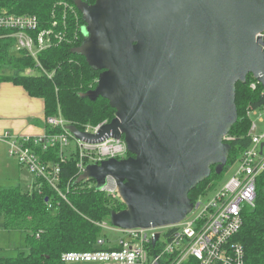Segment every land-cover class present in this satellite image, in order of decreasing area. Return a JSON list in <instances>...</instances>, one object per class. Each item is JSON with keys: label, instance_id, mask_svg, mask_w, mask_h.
<instances>
[{"label": "water", "instance_id": "95a60500", "mask_svg": "<svg viewBox=\"0 0 264 264\" xmlns=\"http://www.w3.org/2000/svg\"><path fill=\"white\" fill-rule=\"evenodd\" d=\"M85 21L77 49L101 71L94 90L115 111L98 135L123 138L130 157L88 166L77 183L116 179L125 209L117 228L177 224L189 193L228 162L223 143L237 122L236 84L264 87V0H75Z\"/></svg>", "mask_w": 264, "mask_h": 264}, {"label": "trees", "instance_id": "16d2710c", "mask_svg": "<svg viewBox=\"0 0 264 264\" xmlns=\"http://www.w3.org/2000/svg\"><path fill=\"white\" fill-rule=\"evenodd\" d=\"M82 1L90 5L95 2ZM59 6L74 11L79 25L75 21L77 18L66 14L65 42L38 55L41 67L51 76L23 75L34 67V61L25 54L12 53L13 39L0 38V65L10 67L12 72L9 76L0 75V83L8 81L22 87L28 96L43 100L45 117L60 114L77 129L86 125H97L105 120L110 122L115 111L110 108L108 101L101 97L90 99L84 96L95 89L101 71L91 67L77 53V49L86 40V35L83 34L86 24L75 6V0H0V11L14 15H35L41 28H50L51 13L56 9L59 22L57 31H61L63 15L58 13ZM252 81L253 78L249 75L245 84H236L235 104L238 118L229 132L236 140L227 143L228 165L239 157L241 150L247 145V106L260 103L258 93L249 89ZM45 130L46 134L59 132L58 129L53 131L48 127ZM37 151L40 156L45 155L40 150ZM46 154L48 158L56 161L55 150L51 149ZM130 156L128 153L127 157ZM75 158L72 154L60 170L59 186L66 201L39 180H34V187L27 191L18 187L0 188V228L26 231L25 243L28 246L27 254L0 258V264H62V253L92 252L97 250L96 241L106 238L102 234L103 229L96 223L110 222V215L124 210L125 206L119 200L96 191L95 187L87 188L88 182L77 183ZM222 174L223 172L219 175L215 173L212 167L209 178L189 193L191 202L194 203L204 196L210 184L212 188L215 187V182L220 180ZM90 182L94 183V180ZM242 217L243 225L237 241L244 247V264H264V190L257 191L254 208L246 209Z\"/></svg>", "mask_w": 264, "mask_h": 264}, {"label": "built area", "instance_id": "2783aa9c", "mask_svg": "<svg viewBox=\"0 0 264 264\" xmlns=\"http://www.w3.org/2000/svg\"><path fill=\"white\" fill-rule=\"evenodd\" d=\"M65 18V17H63ZM61 31H57L59 22L52 16L50 28H41L34 15H14L0 11V38L14 40L13 51L30 57L35 65L23 75L39 76L48 74L40 65L38 55L56 47L66 40L67 22L62 19ZM4 33V34H2ZM6 33V34H5ZM256 38L264 42V31ZM264 50V45L262 46ZM37 72L35 75L34 73ZM253 78V77H252ZM249 89L258 93L260 103L250 104L245 111L248 121L246 132L247 145L239 157L226 164L223 171L236 164L233 175L221 187H208L204 196L192 203L191 211L177 224L158 228H109L105 221L96 223L102 229L122 234L117 243L106 238L96 241L92 252H65L60 256L62 264H244L245 251L237 241L243 225V212L253 209L257 191L264 189V87L253 78ZM44 126L49 130H59L54 134L46 132L38 137H17L10 133L0 135V143L6 145L7 156L26 168L34 180L44 182L60 198L66 201L60 183L61 166L67 163L72 154L77 160V177L88 166H99L108 160L128 158L123 138L105 136L97 142L77 139L68 129L69 122L61 115L45 117ZM110 122L105 120L97 125H86L78 129L87 135H98ZM230 134L223 137V143L235 141ZM73 142V146H71ZM56 151L54 162L46 152ZM40 150L45 155H41ZM87 188L119 200L117 181L106 176L99 189L96 182ZM34 187V185H33ZM69 187H67V192Z\"/></svg>", "mask_w": 264, "mask_h": 264}, {"label": "rangeland", "instance_id": "374dc122", "mask_svg": "<svg viewBox=\"0 0 264 264\" xmlns=\"http://www.w3.org/2000/svg\"><path fill=\"white\" fill-rule=\"evenodd\" d=\"M59 9H60L58 11V13H60L59 15L63 14L61 20L62 19L65 20L67 15L70 16L73 15L74 18H77L75 20L76 24L79 25L78 17L74 16L73 14L74 11L66 9L65 6L62 8L59 6ZM68 11L70 12L68 13ZM56 12L57 10L53 9L51 15L58 19V14ZM27 15H32V14H27ZM77 25H75V27H77ZM83 34H85V27L83 28ZM12 53L15 55L18 54L13 51V46H12ZM11 73L12 72L10 67L0 65V75L9 76L11 75ZM34 74L36 75L37 72H35ZM259 126L261 129H264L263 125H259ZM71 146H73V142H71ZM236 167L237 165L234 164L229 167L228 171L227 170L222 171L223 174L220 180L215 182L216 185L218 187H221L223 184H225L228 181V179L233 175ZM33 184H34V176L26 168L20 166L16 160L8 157L7 155L3 156L2 154L0 158V188L7 189V188L18 187L23 191H27L32 189ZM89 184L92 185V183ZM105 222L108 224L109 228H115L113 225H111L109 221H105ZM102 232H103L102 234H105L106 237H108L112 241V243H117L122 237L121 233L114 232L109 229H103ZM26 234L27 232L21 229L6 230L0 228V258L16 257L20 253L27 254L28 246L25 243Z\"/></svg>", "mask_w": 264, "mask_h": 264}, {"label": "crops", "instance_id": "0c3cea01", "mask_svg": "<svg viewBox=\"0 0 264 264\" xmlns=\"http://www.w3.org/2000/svg\"><path fill=\"white\" fill-rule=\"evenodd\" d=\"M42 99L28 96L25 90L11 82L0 83V135L38 137L46 130ZM7 155L6 145L0 143V158Z\"/></svg>", "mask_w": 264, "mask_h": 264}]
</instances>
